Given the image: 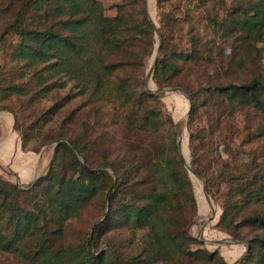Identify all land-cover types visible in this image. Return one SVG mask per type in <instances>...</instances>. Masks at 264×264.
Returning <instances> with one entry per match:
<instances>
[{"label":"trees","instance_id":"16d2710c","mask_svg":"<svg viewBox=\"0 0 264 264\" xmlns=\"http://www.w3.org/2000/svg\"><path fill=\"white\" fill-rule=\"evenodd\" d=\"M241 1L226 23L207 19L230 42L226 54L195 30L186 47L176 43L180 22L168 12L159 10L156 32L145 0H121L114 17L98 0H0V113L12 116L22 150L58 143L30 186L0 174L1 256L17 264H226L190 233L197 206L175 125L140 75L158 35L152 80L189 100L191 169L220 202L216 228L246 243L236 264H264V70L251 55L264 37V0ZM65 89L76 92L64 106L80 98L90 110L117 113L95 139L87 121L80 134L51 131L59 103L28 113ZM91 206L100 212L92 238H71ZM242 229L251 237L242 239ZM119 233L126 238H111Z\"/></svg>","mask_w":264,"mask_h":264},{"label":"rangeland","instance_id":"374dc122","mask_svg":"<svg viewBox=\"0 0 264 264\" xmlns=\"http://www.w3.org/2000/svg\"><path fill=\"white\" fill-rule=\"evenodd\" d=\"M102 3L105 8V15L107 17H114L116 12L113 6L115 4L120 3L121 0H98ZM146 1V10L148 13V17L152 22V25L156 32L160 27V11L168 12L174 17H176L180 24L178 26L177 40L176 43L181 44L186 47L189 35H187L188 31L195 30L202 38L208 41L209 46L216 45L222 47L224 52L228 54L231 51L230 42L225 43L219 36L220 33L217 32L210 27V21L208 18H214L216 22L226 23L224 21L227 18L228 13L232 12L236 6H238L242 1L241 0H218L215 2L207 3L206 6L200 5V3L196 0H168L164 3V6L161 9L157 8V0H145ZM160 43V38L158 35L155 36V46L154 51L146 61L145 69L140 72L145 83V89L152 91L155 94L161 96L162 107L168 116L173 120L175 129L177 132V144L180 143L179 153L182 156L184 164L189 170V177L193 186V192L196 200L197 206V215L194 220V224L191 227L190 233L193 237H195L203 248L207 249L210 252L218 251L219 255L223 257L226 264H236L243 254L246 251V243L243 240H233L226 233L221 232L216 228L217 221L219 219L221 208L220 202L211 199L206 191L205 185L201 177L196 175L191 169V159L188 148V131L186 127V120L188 117L189 111V100L185 96L182 90L180 89H172V88H163L158 89L155 83L152 80V71L155 67L154 62L158 57V47ZM215 50V47H214ZM257 60L259 64V68L264 70V37L262 41L258 42L256 45V49L253 50L251 54ZM71 92V93H69ZM76 90L65 89L61 91H56L52 95H50L47 100L36 101L32 104H29L28 113L35 118L43 113L47 108H49L54 103H59V105L64 106V103L67 100H63V98L68 95H75ZM80 98H77L71 101L70 104L63 107L61 113L58 115L56 120H54L53 124H51L50 130L53 132H57L63 126H66L68 135L72 134H80L83 132L84 122H88V127L91 128L90 135H92L93 139H95L99 133L100 129L104 127L107 129V126L110 124V118L117 113L112 112L108 108H100L98 105L90 110L81 104ZM75 111L73 114V121L66 119L70 113ZM0 132L1 134H6L9 130V126L11 125V121L6 119L4 113H0ZM70 121V122H69ZM67 124V125H65ZM245 125V121L243 116L237 118L236 128L241 131ZM89 135V136H90ZM241 134L239 133V137ZM239 143L234 142V146ZM58 143L54 142L52 145L46 147L41 154H43L42 164L37 177L29 184H21L18 182L16 177L9 173L8 170L0 164V174L2 177L14 181H16L18 185L23 187L30 186L37 178H39L45 170L47 169L50 161V157L53 151V147H55ZM98 144L100 147H103L102 143L99 141ZM256 150H261V143L257 144ZM178 147V146H177ZM97 149V145L95 146ZM193 171V173L190 172ZM28 185V186H27ZM208 198V199H207ZM99 218L100 212L99 208L96 206H91L87 210L84 211L82 218L73 222L72 232L69 234L71 238H76L77 236L87 235L89 238H92L93 235V222ZM98 219V220H99ZM101 221V220H100ZM252 232L249 229H242L240 231V237L242 239L250 238ZM112 239L115 240H123L126 238V235L123 233L113 234L111 236ZM102 250L106 249V246L101 247ZM0 264H17L15 259L10 257H3L0 255Z\"/></svg>","mask_w":264,"mask_h":264},{"label":"crops","instance_id":"0c3cea01","mask_svg":"<svg viewBox=\"0 0 264 264\" xmlns=\"http://www.w3.org/2000/svg\"><path fill=\"white\" fill-rule=\"evenodd\" d=\"M3 115H7L6 119L11 121V125L6 134L0 132V164L13 174L19 183L29 184L41 173L39 170L44 155L22 150L20 139L12 130V116L7 113Z\"/></svg>","mask_w":264,"mask_h":264},{"label":"water","instance_id":"95a60500","mask_svg":"<svg viewBox=\"0 0 264 264\" xmlns=\"http://www.w3.org/2000/svg\"><path fill=\"white\" fill-rule=\"evenodd\" d=\"M155 64H156V60H155V62H154V65H155ZM177 146H178V148L180 149V143H178ZM190 172L193 173V171H191V170H190ZM193 174H194V173H193ZM16 184H18L17 181H16ZM27 186H28V185H27ZM207 199H208V198H207Z\"/></svg>","mask_w":264,"mask_h":264}]
</instances>
